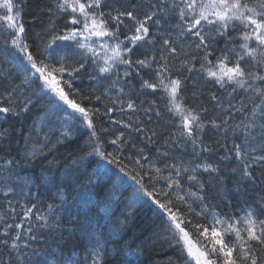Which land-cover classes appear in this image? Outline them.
Listing matches in <instances>:
<instances>
[{"label": "snow or ice", "instance_id": "6c2138e0", "mask_svg": "<svg viewBox=\"0 0 264 264\" xmlns=\"http://www.w3.org/2000/svg\"><path fill=\"white\" fill-rule=\"evenodd\" d=\"M49 238L51 264L156 246L264 264V0H0V264H34Z\"/></svg>", "mask_w": 264, "mask_h": 264}, {"label": "trees", "instance_id": "16d2710c", "mask_svg": "<svg viewBox=\"0 0 264 264\" xmlns=\"http://www.w3.org/2000/svg\"><path fill=\"white\" fill-rule=\"evenodd\" d=\"M25 19L28 21H31L32 17L31 14L28 13L25 15ZM11 67V65H8ZM84 83L87 85L88 81H84ZM44 102L41 101L40 104L37 105V109L43 106ZM33 112H36V109L33 110ZM119 115V114H117ZM31 123L30 119H25L23 121L16 120L15 118L9 119L8 123L4 125V127L11 126L14 130L19 129L22 125L24 127H27L28 124ZM75 147V145H73ZM111 150V149H109ZM57 157V165L56 167L59 169L60 173H63L65 168H68L72 161L68 159L67 152L65 148L61 147L59 148V151L55 154ZM49 159H52L51 156L48 157ZM92 167H95V164H92ZM48 168V165L46 162L43 161H37L36 164L32 167L31 171L32 174L35 176H39L41 171H46ZM89 171H91V168H89ZM35 191V190H34ZM41 197L43 199L48 198V191L46 189L41 188ZM131 191V190H130ZM130 194V192H129ZM74 197H78L79 193H73ZM99 199L98 196H93V200ZM114 207V206H112ZM123 209L121 208V211ZM97 212L99 215H97ZM116 216L120 215V211H116ZM77 216V209L72 208L71 213L65 214V221H66V227H64L61 232L62 235L65 237V241L63 242L62 246L60 247V251L64 252L65 254L71 255V252L69 250V246L72 243H75V241H72L69 239V233L71 229L73 228L72 224H68L67 221L76 218ZM89 217L93 219L94 221L98 222L101 226L107 225L111 227L114 224L113 217L111 220L105 215L103 206H100L99 208L95 209L94 211L89 213ZM152 212L148 207L140 208L139 211L135 215V225L134 227L128 232L126 236H124V240H130L132 236L138 234L143 228L147 227L151 220ZM74 235H79V233H75ZM51 245V247H49ZM37 247L40 248V254L33 257L34 264H41L43 261H48L49 264H51L52 256L48 255L49 252L54 251L56 249V243L51 238H49L48 244L45 245L43 242H41ZM135 245H133V248ZM77 255H79V252H77ZM175 258V253L167 248L166 246H156V247H150L146 251L143 252L142 255L136 256H129L125 254H121L117 257L113 258L112 264H128L129 261L136 260L138 261V264H169V260Z\"/></svg>", "mask_w": 264, "mask_h": 264}]
</instances>
